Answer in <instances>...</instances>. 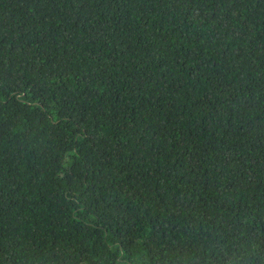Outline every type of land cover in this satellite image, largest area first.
I'll return each instance as SVG.
<instances>
[{
  "label": "trees",
  "instance_id": "obj_1",
  "mask_svg": "<svg viewBox=\"0 0 264 264\" xmlns=\"http://www.w3.org/2000/svg\"><path fill=\"white\" fill-rule=\"evenodd\" d=\"M0 264H264V0H0Z\"/></svg>",
  "mask_w": 264,
  "mask_h": 264
}]
</instances>
